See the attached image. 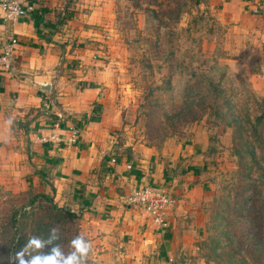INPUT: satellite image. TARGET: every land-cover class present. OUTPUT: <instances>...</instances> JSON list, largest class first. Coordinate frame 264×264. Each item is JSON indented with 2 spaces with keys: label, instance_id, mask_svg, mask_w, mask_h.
<instances>
[{
  "label": "rangeland",
  "instance_id": "rangeland-1",
  "mask_svg": "<svg viewBox=\"0 0 264 264\" xmlns=\"http://www.w3.org/2000/svg\"><path fill=\"white\" fill-rule=\"evenodd\" d=\"M244 1L110 0L98 9L102 33L91 53L113 65L104 85L106 117L95 127L107 133L109 154L132 153L136 143L163 150L185 142L201 150L180 158L207 184L205 234L188 264H264V1L256 13ZM10 119L23 141L29 123ZM18 147L15 155L0 141V264H15L7 258L20 247L12 241V212L30 208V191H18L12 165L31 147ZM82 219L67 225L65 252L70 231L91 240ZM18 221L20 232L32 226ZM96 249L88 264H102Z\"/></svg>",
  "mask_w": 264,
  "mask_h": 264
},
{
  "label": "crops",
  "instance_id": "crops-1",
  "mask_svg": "<svg viewBox=\"0 0 264 264\" xmlns=\"http://www.w3.org/2000/svg\"><path fill=\"white\" fill-rule=\"evenodd\" d=\"M30 1L35 11L11 21L3 19L0 4V52L11 37L19 40L12 67L0 71V141L15 155L18 144L22 152L31 147L12 165H17L13 177L22 181L18 191L41 185L39 192H55L59 205L81 212L85 233L95 249L98 246L94 259L102 264H159L168 255L188 264L205 234L202 197L207 184L195 164L185 160L182 166L180 160L201 150L185 142L163 150L136 143L132 153L109 154L111 144L97 117H106L104 85L113 64L93 58L91 52L99 47L96 41L102 33L98 9L110 0ZM261 1H244L242 7L253 11ZM83 41L91 47L81 45ZM12 116L29 123L23 141L14 135V124H7ZM74 126L80 137L69 143ZM51 134L60 135L61 142L41 141ZM144 184L169 190L177 198L165 232L126 202L129 192Z\"/></svg>",
  "mask_w": 264,
  "mask_h": 264
},
{
  "label": "built area",
  "instance_id": "built-area-1",
  "mask_svg": "<svg viewBox=\"0 0 264 264\" xmlns=\"http://www.w3.org/2000/svg\"><path fill=\"white\" fill-rule=\"evenodd\" d=\"M0 4L5 21L27 16L36 9V5L30 0H0ZM253 11L256 13L258 9L255 8ZM18 42L19 40L16 37H11L6 42L3 51L0 52V71L10 70L12 67ZM70 131L67 138L68 142H77L80 137L78 128L71 127ZM61 140L62 138L58 134L42 136L41 138L44 143L61 142ZM128 167H131V165H128ZM126 202L143 210L145 214L152 218L155 227L165 232L170 227V208L177 202V198L169 190L151 184H144L133 188L127 195ZM160 264H179V262L176 256L168 255Z\"/></svg>",
  "mask_w": 264,
  "mask_h": 264
},
{
  "label": "trees",
  "instance_id": "trees-1",
  "mask_svg": "<svg viewBox=\"0 0 264 264\" xmlns=\"http://www.w3.org/2000/svg\"><path fill=\"white\" fill-rule=\"evenodd\" d=\"M53 192H54V188ZM30 197L28 201L29 209L26 206L23 208L15 209L11 214V222L13 227L15 228L14 236L12 237V241H20V247L18 251L25 246L27 243L29 234L27 232V226L21 232L19 231L18 224L19 219L27 218L32 221V226L29 227L31 229L30 236L38 235L42 238H46L48 235V230L52 227H57L60 229L61 239L59 243L62 244L64 242V232L66 231L67 225L69 222H74L80 219L79 213L71 210L67 205H59L58 202L55 200V192L54 193H47V192H34L29 190ZM26 193V192H22ZM31 207L32 210H31ZM31 210V211H30ZM74 237L79 233L77 231H70ZM22 235V236H21ZM73 238V237H72ZM51 246H47L44 248L43 252L48 254L50 252Z\"/></svg>",
  "mask_w": 264,
  "mask_h": 264
},
{
  "label": "clouds",
  "instance_id": "clouds-1",
  "mask_svg": "<svg viewBox=\"0 0 264 264\" xmlns=\"http://www.w3.org/2000/svg\"><path fill=\"white\" fill-rule=\"evenodd\" d=\"M12 123L11 119L7 121L9 126ZM60 239V229L54 226L48 230L46 238L38 235L28 237L25 246L7 259L15 264H88L93 251L91 240L84 234H77L69 242L70 250L65 252ZM46 246H51L48 254L42 251Z\"/></svg>",
  "mask_w": 264,
  "mask_h": 264
}]
</instances>
